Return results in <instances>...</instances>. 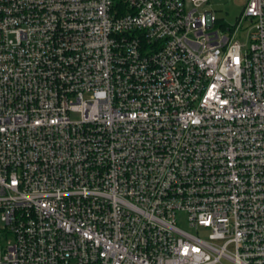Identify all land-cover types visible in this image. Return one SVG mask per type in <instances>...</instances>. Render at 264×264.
Listing matches in <instances>:
<instances>
[{
	"label": "built area",
	"instance_id": "2783aa9c",
	"mask_svg": "<svg viewBox=\"0 0 264 264\" xmlns=\"http://www.w3.org/2000/svg\"><path fill=\"white\" fill-rule=\"evenodd\" d=\"M213 1L0 0V264H264V0Z\"/></svg>",
	"mask_w": 264,
	"mask_h": 264
},
{
	"label": "rangeland",
	"instance_id": "374dc122",
	"mask_svg": "<svg viewBox=\"0 0 264 264\" xmlns=\"http://www.w3.org/2000/svg\"><path fill=\"white\" fill-rule=\"evenodd\" d=\"M243 2V0H214L211 6L217 20H220L228 27H233L236 25L238 20L237 18L242 11L244 5ZM248 28L249 24L245 25L244 34L241 36V42L243 43L247 41L246 31H248ZM180 225L185 227L184 223H180Z\"/></svg>",
	"mask_w": 264,
	"mask_h": 264
}]
</instances>
